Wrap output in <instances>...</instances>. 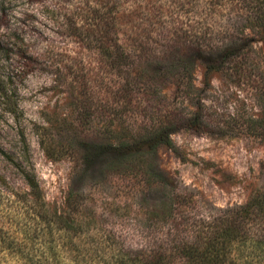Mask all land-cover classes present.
<instances>
[{
  "label": "trees",
  "instance_id": "obj_1",
  "mask_svg": "<svg viewBox=\"0 0 264 264\" xmlns=\"http://www.w3.org/2000/svg\"><path fill=\"white\" fill-rule=\"evenodd\" d=\"M104 1L91 11L88 28L82 29L80 17L73 24L92 32L101 67L115 77L114 85L100 84L101 93H95L82 78L74 96L80 113L102 117L106 136L86 135L95 146L87 141V147L73 150L81 152L77 162L83 160L84 171L91 159L102 160L103 181L118 176L142 191L133 198L138 194L143 244H127L105 227L97 211L87 212L88 193L76 185L66 197L69 210L51 208L35 175L20 165L28 192L0 188V264H264V187L243 204L208 205L188 187L169 181L153 162L161 145L177 150L171 137L177 128L223 133L225 122L209 118L199 100L195 110L176 118L152 117L148 111L161 93L154 78L141 73L146 66L156 74L177 73L172 103L178 106L189 101L198 63L206 77L221 72L257 81L259 76L264 106V69L249 60L254 48L247 34L258 30L264 37V0H206L211 8L203 15L173 17V33L161 48L150 42L155 26H163L152 1L149 14L138 0ZM225 8L236 13L225 17ZM45 55L41 58L50 59L48 51ZM242 129L264 139V117H250ZM109 133L113 137L107 138Z\"/></svg>",
  "mask_w": 264,
  "mask_h": 264
},
{
  "label": "rangeland",
  "instance_id": "obj_2",
  "mask_svg": "<svg viewBox=\"0 0 264 264\" xmlns=\"http://www.w3.org/2000/svg\"><path fill=\"white\" fill-rule=\"evenodd\" d=\"M138 1L147 14L153 11L149 8L152 1L153 12L162 17L158 22L161 20L163 26L156 24L150 36L154 48H161L166 43L164 38L173 33V17L203 15L211 8L206 0ZM104 2L0 0V188L28 192L21 165L35 175L49 206L67 211L68 191L76 185L88 193L87 212L97 211L108 230L137 246L143 244L138 231L142 212L137 207L142 191L134 181L118 176L103 181L102 160L91 159L90 165H85L88 171H84L83 160L79 165L77 162L82 159L81 152L78 155L73 150L82 144L87 147L86 135L106 136L102 117L84 116L74 96L82 78L95 93H101L100 84L114 85L115 77L101 67L99 45L92 32L79 31L73 24L78 20L75 17H80L82 29L88 28L93 22L91 11ZM222 12L225 17L236 13L229 8ZM257 31L247 30V34L254 48L249 60L260 70L264 69V37ZM47 51L50 59H42ZM154 66L160 64L154 62ZM144 68V78H154L161 93L154 96V107L148 111L152 117L168 114L176 118L195 110L199 100L207 106L209 118L225 122L223 133L177 128L171 135L177 150L161 145L153 158L155 167L208 205L226 207L247 202L264 187V139L242 129L250 117H264L258 90L261 77L258 82L221 72L206 77L205 67L198 63L189 101L178 106L172 103L177 73L156 74L149 66ZM183 77L189 79L186 73ZM113 135L109 133L107 138ZM88 144L95 146L94 142ZM135 191L138 194L133 198Z\"/></svg>",
  "mask_w": 264,
  "mask_h": 264
}]
</instances>
